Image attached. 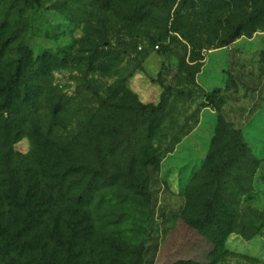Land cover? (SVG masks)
<instances>
[{
    "label": "trees",
    "instance_id": "1",
    "mask_svg": "<svg viewBox=\"0 0 264 264\" xmlns=\"http://www.w3.org/2000/svg\"><path fill=\"white\" fill-rule=\"evenodd\" d=\"M42 3L0 4V264H145V244L136 238L153 202L151 168L158 170L162 161L154 140L168 102L136 101L133 116L125 120L131 129L121 132L114 128L121 120L119 106L102 99L85 135L59 138L56 119L68 100L58 93L53 74L70 61L53 53L36 57L26 43L27 12ZM86 5L96 12V24L81 40L88 55L79 61L92 71L107 72L120 63L112 52L114 36L119 41L122 35L137 36L127 44L135 49L145 38L157 46L169 41L165 53L178 41L190 52L192 65L180 58L185 69L199 66L206 50L264 30V0H88ZM107 13L119 28L113 37ZM219 110L207 161L189 186L161 264H218L233 233L253 238L264 228L263 221L247 234L241 206L260 159L240 130L221 147L227 122ZM105 124L112 127H100ZM25 138L31 147L23 154L16 145ZM210 183L213 189L207 191ZM130 222L134 239L126 235ZM189 231L200 235L193 257L183 253L185 239L172 238Z\"/></svg>",
    "mask_w": 264,
    "mask_h": 264
},
{
    "label": "rangeland",
    "instance_id": "2",
    "mask_svg": "<svg viewBox=\"0 0 264 264\" xmlns=\"http://www.w3.org/2000/svg\"><path fill=\"white\" fill-rule=\"evenodd\" d=\"M87 3L43 0L29 9L26 43L36 57L53 53L70 61L53 74L58 93L68 100L65 112L56 119L55 132L62 140L71 141L91 129L87 124L101 107L102 99L119 106L121 120L114 128L123 132L131 129L125 120L133 116L136 101L159 105L166 98V117L154 140L162 161L158 170L151 168L153 202L141 221L145 230L136 238L145 244V264H161L163 246L181 222L189 186L207 161L219 125V109L227 122L221 147L240 130L260 159L251 189L241 202L249 234L264 221V30L243 36L227 47L206 50L199 66L182 69L181 57L192 65L184 44L177 41L173 50L165 53L164 45L169 41L157 46L145 38L141 39L142 47L135 49L127 44L137 36L122 35L120 41L112 36L119 28L113 13H107L113 30L112 52L120 63L107 72L92 71L87 63L79 61L88 55L82 51L81 40L87 36L88 27L96 24V12ZM228 84H232L231 89ZM16 147L26 154L31 146L25 138ZM209 189H213L211 183ZM132 229L130 222L126 228L128 238L136 237ZM184 233L172 238L174 242L185 239L188 244L183 253L193 257L198 253L194 249L200 235ZM187 247L191 248L188 252ZM225 248L227 252L218 264H264V228L253 238L233 233Z\"/></svg>",
    "mask_w": 264,
    "mask_h": 264
}]
</instances>
